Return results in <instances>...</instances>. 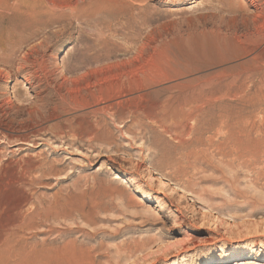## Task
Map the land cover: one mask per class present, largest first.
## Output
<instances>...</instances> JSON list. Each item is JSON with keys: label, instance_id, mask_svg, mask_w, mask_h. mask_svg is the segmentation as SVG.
Wrapping results in <instances>:
<instances>
[{"label": "rangeland", "instance_id": "374dc122", "mask_svg": "<svg viewBox=\"0 0 264 264\" xmlns=\"http://www.w3.org/2000/svg\"><path fill=\"white\" fill-rule=\"evenodd\" d=\"M145 4V24L136 6L130 17L101 14L74 22L69 34L30 32L15 49L21 54L34 47L50 69L66 72L82 64L77 73L129 57L146 35L154 40L155 62L166 49L190 66L214 59L201 39L222 26L225 15L221 8L215 12L216 3ZM41 37L48 41L39 46ZM200 76L154 86L151 102L167 107L142 124L103 118L96 135L86 128L60 131L59 125L36 136L25 125L12 126L28 144L0 145L3 184L11 182L1 193L3 220L17 227L4 264H264V114L245 112L255 125L245 158L225 155L218 150L224 144L220 116L239 107L225 98L193 113L184 101L187 83ZM0 92L20 105L33 97L22 73L7 85L0 81ZM45 97L51 106L54 96L48 91ZM13 113L17 123L26 119L23 108Z\"/></svg>", "mask_w": 264, "mask_h": 264}, {"label": "bare ground", "instance_id": "6f19581e", "mask_svg": "<svg viewBox=\"0 0 264 264\" xmlns=\"http://www.w3.org/2000/svg\"><path fill=\"white\" fill-rule=\"evenodd\" d=\"M160 1L174 4L177 0ZM211 1L219 6L215 7V12H219L217 9L221 8L223 13L222 11L220 13L225 15L219 17L221 22L218 23L222 26L215 22L218 27L215 26L201 39L202 45H209L208 48H212V51L210 49L213 52L212 61L209 59V62L201 63L204 61L202 59L199 66L197 64L190 66V63L181 61L183 58L180 60L181 53L180 58H176L175 53L166 52L167 49L166 51L164 49V53L159 54L161 57L157 56L155 62L150 56L154 40L150 35H146L141 39L140 47L131 52L129 57L94 68L89 67L82 73H77L84 68L82 64L66 72L50 69L45 58L37 54L34 47L20 54L15 49L20 46L17 39H22L30 32L40 30L43 32L51 28L58 29L56 32L53 31V35H62L72 23H85L101 14H107L111 19L130 17L136 6H139V17L142 18V24H145L146 0H66L63 3L54 0H0V81L7 85L13 76L22 73L33 92L32 100H28L27 105H20V101L18 102L20 98L16 103L10 96L0 94V145L5 141H12L14 146L28 144L25 135L14 130L12 127L14 125L19 127L25 125L26 130L34 136L49 130L50 126L59 125H62L59 126L60 131L69 129L74 133L86 128L96 135L103 118L121 121L127 117L137 124L154 120L156 112L167 107V104L151 102L150 94L154 86L166 81H180L193 74H202L192 81L193 84L187 83L191 87L186 91L188 87L185 86L187 93L184 101L188 102L192 106V112L196 113L198 109L211 108L222 99L235 100L239 107L236 113H232L233 115L224 113L226 115L220 116L218 130L224 134V142L222 141L224 144L222 143L223 147L218 150L237 160H243L247 152L246 140L249 131L255 128L254 122H251L245 112L252 109L260 110L264 114V0ZM214 5H211V9H214ZM46 40L43 38L37 45L45 44ZM210 54L209 56H212V53ZM13 58L17 59L16 64ZM215 68L219 70L214 73ZM249 88H252L253 92H250ZM178 90L181 92L184 89ZM48 91L54 96L51 106L45 97ZM20 108L25 111L26 119L17 123L14 121L16 117L13 119L12 117L16 115L13 112ZM72 116H76L72 120H76L74 124L70 120ZM2 157L0 152V264H4L11 257L10 244L17 228L15 220H3L1 195L3 186L11 182L5 175L6 181L10 183L3 184ZM186 159L188 160V157ZM173 258H177V255L174 254Z\"/></svg>", "mask_w": 264, "mask_h": 264}]
</instances>
